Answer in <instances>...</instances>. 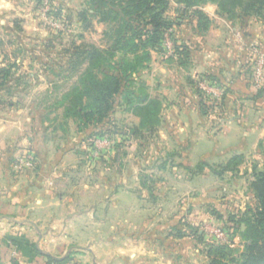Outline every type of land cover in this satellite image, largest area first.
I'll return each mask as SVG.
<instances>
[{"label": "rangeland", "instance_id": "374dc122", "mask_svg": "<svg viewBox=\"0 0 264 264\" xmlns=\"http://www.w3.org/2000/svg\"><path fill=\"white\" fill-rule=\"evenodd\" d=\"M7 2L12 7L0 9V190L36 187L46 204L72 207L57 229L39 212L50 226L42 245H60L56 238L70 232L92 240L97 264L243 260L244 219L258 205L252 183L264 172V93L256 98L264 88V11L230 19L213 9L207 21L204 5L169 0L173 28L133 72L135 99L160 100L159 120L143 125L123 94L107 117L84 126L65 109L89 66L76 46L109 47L113 22L101 21L91 0ZM180 36L195 39L204 56L250 44L232 55L229 74L199 75L193 67L203 56L193 44L185 41L191 52L181 60L174 53ZM83 243L71 251L79 260Z\"/></svg>", "mask_w": 264, "mask_h": 264}, {"label": "trees", "instance_id": "16d2710c", "mask_svg": "<svg viewBox=\"0 0 264 264\" xmlns=\"http://www.w3.org/2000/svg\"><path fill=\"white\" fill-rule=\"evenodd\" d=\"M176 1L189 7L211 2L218 6L220 13L230 19L240 18L242 15L260 16L264 11V0ZM91 3L101 21L113 22V26L106 32L112 44L106 48L94 44L76 46L89 66L80 81L66 94V111L80 119V124L88 126L107 117L114 110L118 96L124 94L126 102L133 105L142 116L143 125L155 123L159 120L162 104L149 94L135 99L132 91L135 84L133 72L139 71L150 60L151 50H157L164 40L163 35L173 28L174 22L165 16L169 0H91ZM61 13V9L56 10L57 16ZM199 13L209 21L202 10ZM80 16L83 17L84 14ZM174 41L175 55L180 60L187 57L191 52L190 47L179 37H175ZM118 52L121 53L120 56H117ZM263 93L264 88L257 92L256 98ZM252 185L258 205L244 219L246 229L243 237L247 242L243 260L214 257L211 264H264V172L257 174ZM70 258L68 256L56 261Z\"/></svg>", "mask_w": 264, "mask_h": 264}, {"label": "crops", "instance_id": "0c3cea01", "mask_svg": "<svg viewBox=\"0 0 264 264\" xmlns=\"http://www.w3.org/2000/svg\"><path fill=\"white\" fill-rule=\"evenodd\" d=\"M207 4L208 3L204 5L206 11L203 10L210 20V15L206 9ZM212 4L214 5V11L217 12L218 6L214 3ZM179 38L191 45L193 44L194 50H197V52L203 56L200 59L201 62L194 64L193 67L194 73L199 75L210 71L214 72V75L219 72L222 74H229L228 71L231 68L230 66H233L232 63L235 60L234 57V60L231 61L232 55L246 50L250 44V42H245V46L243 47L224 44L225 48H221V50L215 53L211 51L204 56V54H201L202 50H204L202 49L203 46H197L195 39H192L190 36H180ZM210 41L211 40L208 38L202 39V43L205 45H210ZM228 45L230 47L226 48ZM37 191L36 187L26 190L18 186L8 187V190L2 193L0 190V264H50L54 262V260L64 259L68 256L77 264H97L96 259L100 257L96 254L95 246H87L92 242L91 239H82L86 240V242L83 243L80 239L76 238V236L74 237V234L67 232L64 236L57 235L56 241H59L60 245H55L53 248H46L42 245V243L47 242L43 229L44 227L50 226L47 222L48 219H44L39 212L45 211L47 214L46 216L53 219L51 222L53 223L51 224L52 229H57L58 226L64 222L63 217L65 213H63L62 216V212L72 207L71 204H61L53 201L46 204L41 198L42 193H38ZM64 195L66 196V194ZM60 197H63L62 193ZM74 208L75 207H73V209ZM58 212H61V215H59ZM42 214L45 215L44 213ZM26 216L29 218H26ZM74 223L70 224V226L73 227L75 225ZM27 226H29L33 232H29ZM64 226L66 225L64 224ZM67 229H69L68 224L65 230L68 231ZM81 243H83V246H80L82 247V251H76L78 254H83V258L79 260L71 251L72 248L79 247ZM92 255L95 256L91 257ZM87 257L90 258V260H86ZM52 259L53 261H51Z\"/></svg>", "mask_w": 264, "mask_h": 264}, {"label": "clouds", "instance_id": "9594fccd", "mask_svg": "<svg viewBox=\"0 0 264 264\" xmlns=\"http://www.w3.org/2000/svg\"><path fill=\"white\" fill-rule=\"evenodd\" d=\"M11 7H12V5L10 3H8L7 0H0V9L7 10ZM213 8H214V5L211 2H209L206 5V9L209 12H211L213 10Z\"/></svg>", "mask_w": 264, "mask_h": 264}]
</instances>
